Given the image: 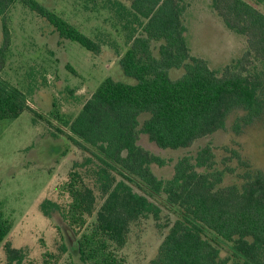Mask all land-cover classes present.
I'll return each mask as SVG.
<instances>
[{"label": "trees", "instance_id": "16d2710c", "mask_svg": "<svg viewBox=\"0 0 264 264\" xmlns=\"http://www.w3.org/2000/svg\"><path fill=\"white\" fill-rule=\"evenodd\" d=\"M16 1L48 21L60 37L94 54L100 51L97 41L37 0H0V71L11 40L6 13ZM211 6L226 27L246 36V56L264 63V13L256 4L211 0ZM127 10L137 20V34L119 64L135 82L107 76L74 117L56 107L50 112L67 128L70 141L88 153L74 166H88L101 198L96 210L94 188L78 169L68 173L63 189L69 201L62 216L80 234L75 245L78 264H119L115 249L126 243L131 225L149 215L158 219L161 205L174 219L147 264H264V171L251 161L252 167L240 161L245 170L241 180L224 184L229 170L215 168L205 146L193 157H180L173 175L164 179L151 170L153 164L164 165V159L138 144L144 133L162 149L190 147L222 129L237 109L243 115L235 128L249 126L264 115L263 73L242 66L252 63L248 57L219 73L205 59L191 55L179 0H131ZM152 41H160L157 55ZM180 68V76L170 75L171 69ZM24 110L35 113L24 92L0 81V120L16 118ZM40 208L50 217L57 204L46 200ZM10 229L0 209V244L7 260L19 263L24 255L6 240ZM48 261L42 264H51Z\"/></svg>", "mask_w": 264, "mask_h": 264}, {"label": "rangeland", "instance_id": "374dc122", "mask_svg": "<svg viewBox=\"0 0 264 264\" xmlns=\"http://www.w3.org/2000/svg\"><path fill=\"white\" fill-rule=\"evenodd\" d=\"M37 1L97 41L100 51L94 54L79 43L60 37L48 21L20 1L14 2L6 13L11 40L0 81L23 91L27 105L35 113L24 110L16 118L0 120V209L11 222L6 240L24 255L19 263L9 262L1 243L0 264H42L44 259L51 264H78L75 245L80 234L62 216L69 201L63 189L68 173L78 169L94 188L96 210L101 198L86 170L88 166H74L88 153L70 141L67 128L52 119L50 112L56 107L62 115L74 117L107 76L134 83V78L124 74L119 59L137 34L138 25L127 10L131 0ZM247 1H253L264 13V0ZM179 4L191 55L205 59L219 73L226 65H238L248 57L252 63L242 66L253 73L261 72L264 77V63L246 56V36L226 27L211 0H179ZM2 40L0 16V47ZM159 44L160 41L151 42L154 55ZM182 72L181 68L171 69L170 75L180 76ZM242 115L240 109L233 111L222 129L187 148H159L144 133L139 135L138 144L164 159L162 166L151 165L160 178L173 175L180 157H193L208 146L215 168L229 170L224 184L239 182L245 171L243 161L264 171V115L237 130L235 123ZM46 200L57 204L50 217L40 208ZM161 209L158 219L149 215L131 225L126 243L115 249L119 264H147L155 256L166 225L174 219L163 205ZM63 245L69 249L63 250ZM224 254L222 250L221 255Z\"/></svg>", "mask_w": 264, "mask_h": 264}]
</instances>
